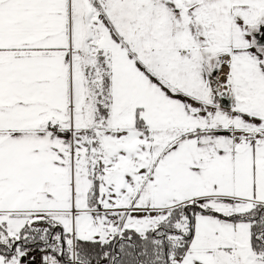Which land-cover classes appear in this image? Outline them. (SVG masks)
Wrapping results in <instances>:
<instances>
[{"label": "snow or ice", "instance_id": "6c2138e0", "mask_svg": "<svg viewBox=\"0 0 264 264\" xmlns=\"http://www.w3.org/2000/svg\"><path fill=\"white\" fill-rule=\"evenodd\" d=\"M0 264H264V0H0Z\"/></svg>", "mask_w": 264, "mask_h": 264}]
</instances>
